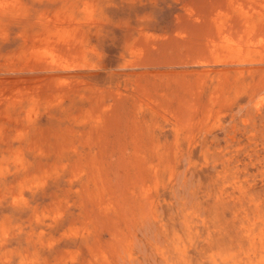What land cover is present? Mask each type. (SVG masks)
Instances as JSON below:
<instances>
[{
	"label": "rangeland",
	"instance_id": "rangeland-1",
	"mask_svg": "<svg viewBox=\"0 0 264 264\" xmlns=\"http://www.w3.org/2000/svg\"><path fill=\"white\" fill-rule=\"evenodd\" d=\"M0 264H264V0H0Z\"/></svg>",
	"mask_w": 264,
	"mask_h": 264
}]
</instances>
